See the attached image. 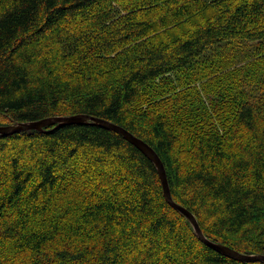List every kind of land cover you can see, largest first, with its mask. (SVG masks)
Listing matches in <instances>:
<instances>
[{
	"label": "trees",
	"instance_id": "16d2710c",
	"mask_svg": "<svg viewBox=\"0 0 264 264\" xmlns=\"http://www.w3.org/2000/svg\"><path fill=\"white\" fill-rule=\"evenodd\" d=\"M76 115L264 256V0H0V118ZM0 264L264 262L86 123L0 135Z\"/></svg>",
	"mask_w": 264,
	"mask_h": 264
},
{
	"label": "water",
	"instance_id": "95a60500",
	"mask_svg": "<svg viewBox=\"0 0 264 264\" xmlns=\"http://www.w3.org/2000/svg\"><path fill=\"white\" fill-rule=\"evenodd\" d=\"M86 123L99 125V126L105 127L107 129H110L114 132H117V133L123 135L131 144H133L141 153H143L152 162V164L154 165V167L158 173V177H159V180L161 183V187H162V191H163V195H164L165 200L172 207H174L175 209H177L180 213H182L184 215V217L192 225L194 234L196 235V237L200 241H202L206 245L212 247L213 249H215L217 252L221 253L222 255H225L227 257H230V258H233V259H236L239 261L264 262V256L240 254V253H237V252H235L229 248L223 247L217 243H213V242L207 240L203 236L200 228L198 227V224H197L194 216L190 212L185 210L184 208L176 205L172 201L163 165H162L160 159L158 158V156L156 155V153L153 151V149H151L143 141L137 139L136 137H134L133 135H131L130 133L126 132L125 130H123L122 128H120L118 126L112 125L111 123L104 122L102 120H98L95 118H90V117H86V116H82V115H76V116H67V117H61V118H49V119H44V120H41L38 122H31V123H17V124L7 125L4 127L0 126V135L8 136V135H11L14 133H19V132L27 131V130H38V131H40L43 127L51 126L54 124L56 126H58V125H65V124L84 125Z\"/></svg>",
	"mask_w": 264,
	"mask_h": 264
},
{
	"label": "rangeland",
	"instance_id": "374dc122",
	"mask_svg": "<svg viewBox=\"0 0 264 264\" xmlns=\"http://www.w3.org/2000/svg\"><path fill=\"white\" fill-rule=\"evenodd\" d=\"M181 32H182V30L179 29V30H178V33H181ZM155 35H157V33L154 34V35L151 34V35L148 36L147 38L152 39V37L155 36ZM147 38H145V39H143V40H146ZM138 42H140V41H138ZM138 42H136V43H138ZM123 49H124V48H123ZM123 49L118 50L115 54L111 55V57H115L116 54H118L119 52H121ZM5 121H6V120L0 118V126L4 127V126H7V125H11V124H7L8 122H5ZM8 153H13V151H12L11 149H7V154H8ZM78 171L80 172L79 169H78Z\"/></svg>",
	"mask_w": 264,
	"mask_h": 264
}]
</instances>
